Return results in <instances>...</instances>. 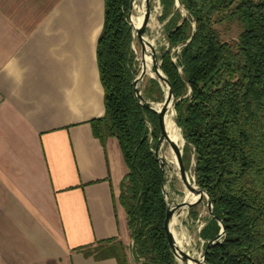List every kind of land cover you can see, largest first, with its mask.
Here are the masks:
<instances>
[{"label": "trees", "instance_id": "trees-1", "mask_svg": "<svg viewBox=\"0 0 264 264\" xmlns=\"http://www.w3.org/2000/svg\"><path fill=\"white\" fill-rule=\"evenodd\" d=\"M103 1L97 62L105 114L91 123L112 165L120 161L124 167L113 192L115 208L126 212L136 262L179 264L165 228L166 175L150 142L151 135L156 140L160 133L158 116L144 109L154 126L151 134L134 89L138 61L132 47V0ZM161 2L170 42L162 68L176 95L183 161L189 170L194 154V181L208 193L226 231L209 248L207 261L264 264V0H182L185 14L176 0ZM223 24L237 25L238 36L223 39L218 28ZM151 84L161 96L159 82L152 79ZM194 208L191 214L197 216ZM220 230L218 220L207 216L200 234L207 242ZM77 250L97 260L113 257L129 264L122 240Z\"/></svg>", "mask_w": 264, "mask_h": 264}, {"label": "crops", "instance_id": "crops-1", "mask_svg": "<svg viewBox=\"0 0 264 264\" xmlns=\"http://www.w3.org/2000/svg\"><path fill=\"white\" fill-rule=\"evenodd\" d=\"M104 10L0 0V264H118L77 249L130 236L113 197L120 163L91 123L105 114Z\"/></svg>", "mask_w": 264, "mask_h": 264}, {"label": "rangeland", "instance_id": "rangeland-1", "mask_svg": "<svg viewBox=\"0 0 264 264\" xmlns=\"http://www.w3.org/2000/svg\"><path fill=\"white\" fill-rule=\"evenodd\" d=\"M140 9H141V7L136 4L135 8H134V12L131 16V18H132L131 20H133L134 15L139 14ZM182 12H183V14L186 13L184 10ZM162 14H163V5H162L161 0H152L151 1V18L149 19V23H148V26L146 29V38L149 40V42L152 43V46L155 49L156 55L158 57L159 63H162V54L165 51H167L170 47V42L168 40V31H167L166 26H165L168 19L162 20L161 19ZM218 28L220 30L222 38L225 40L236 38L240 32V28L235 24L234 25L233 24H223V25L219 26ZM132 47L134 49V52L137 56V61H138L137 71H136V74H137L138 68L140 67V64H141L140 61L142 58V47H141V43H140V40H139L137 35L133 36ZM180 51H181V49L178 50V46L172 49L173 54L179 53ZM173 59H176V56H174ZM153 70H154L153 73L149 72L146 74V76L144 77V79L142 81L141 88H142V91H143L145 98L148 101L153 102L154 106L156 108H158L165 101L166 94L163 90L162 85L157 80V75L155 73L154 66H153ZM152 79L157 80L159 82V85L162 89L161 96L156 90H154L153 85L151 84ZM172 111H173V120L175 122V117L176 116L178 117L177 110H176L175 106L172 109ZM147 124H148L149 130L152 134V132L154 130V126L148 120H147ZM178 129H179L180 133L182 132V134H183L182 128L178 127ZM159 136H160V133H159ZM159 136L156 140H154V137L151 135L150 142L154 146V149L157 145ZM182 138H184V136ZM184 146H185V139L182 141V146H181L182 150L184 149ZM165 152L172 153L171 156H168V158L166 159L168 164L170 165V168H169V166H166V175L171 180L170 185L166 184V190L169 193V199H170L171 203L177 204V203H180L184 200V198L186 196L187 188L185 187V185H184V183L180 177V171H179L178 165L176 163L175 155H174V157H172L174 152H172V148L167 141H165L163 143L162 151L160 152V155L164 157ZM119 163L120 164H119V168H118V174H117L116 185H115L116 188H118L120 179L122 178V176L124 174V167L121 165L122 163L120 161H119ZM194 163H195V159H194V154H193L191 157V164L189 166L190 169L188 170V173H189V176L191 179L194 177L193 176ZM117 193H119L118 189H117ZM194 210L196 211L197 216L192 215L191 209H190L188 211V214L185 217V219H183L184 224L182 226L184 227V230L189 235L188 236L189 244L185 247L192 254L195 253L196 255H200L201 257H203V253H204V250H205V247H206V244L208 243V241L206 242L201 237L200 233H201V230L206 226L207 216H209V211H208V206H207V198L204 197V199L198 205L195 206ZM177 230L179 232L181 230V226H178ZM129 233H130V230H129ZM123 242L126 245L129 260L136 262V260L133 257L132 248H131V246L133 244V239L131 238V235ZM178 262H179V264H185L181 260H179ZM136 263L140 264L138 262H136Z\"/></svg>", "mask_w": 264, "mask_h": 264}, {"label": "water", "instance_id": "water-1", "mask_svg": "<svg viewBox=\"0 0 264 264\" xmlns=\"http://www.w3.org/2000/svg\"><path fill=\"white\" fill-rule=\"evenodd\" d=\"M151 1L152 0H132L131 9H130V22L134 28L133 36L137 35L139 40H140L141 47H142V56L145 55L146 53H149L150 56L152 57L154 68H155V73L157 75V80L160 82V84L163 87V90L166 94V99L163 102V104L161 105V107L156 108L154 106L153 102L148 101L145 98L143 91H142V88H141V85H142V81H143L144 77L146 76L147 72L145 70L140 72L141 64H140V67L138 68V72H137V74H135V77L133 80L135 94L137 97L138 106L142 112V115L144 116V118L146 120H147V117L145 115L144 109L152 110L158 116L159 126H160V136H159L157 145L154 149V152H155V155H156V157L160 163V166H161L162 170L164 171L165 175H166V166H169V168H170V165L168 164L167 160L163 156L160 155V152L162 151L163 143L165 141H167L169 143V145L171 146L173 152H174L176 163H177L179 171H180V177H181L185 187L189 191L197 194V198L193 201L187 202V201L183 200L180 203L172 204L170 199H169V193L166 190V184L170 185L171 180L166 175V182L163 186L165 201H166L167 206H168L167 216H166V220H165V228H166V232H167L168 242L172 248L173 254L178 261L181 260L183 263H188L190 260H192L194 262H199V260L197 258H194L193 256H191V254L188 251L181 248V246L179 244H177V239H176L174 231H173V220H174V216H175L176 211H181L182 208H186L187 211H189L191 208L198 205L204 199V197H206L209 216L211 218L218 220V222L221 226L220 232L213 239L208 241V243L206 244L204 253H203L202 263L203 264H209L207 261V254H208L209 248L212 245L220 242L222 240V238L226 235V231H225V227H224L222 220L219 219L214 213V206H213L212 200L209 197L208 193L197 185V183L194 181V177L192 179L190 178L188 170L186 169L184 161H183V150H182V148L170 138L169 133L167 131L166 114L168 111H170L174 108L176 95H175L174 89H173L168 77L166 76V74L162 68V63H159V61H158V57L156 55L155 49L152 46V43L149 42V40L146 38V29H147V26L149 23V19L151 17ZM176 3H177V6H181L183 8V10H185V8L182 5V0H176ZM136 4L144 9L143 20H142L139 27H136L134 25L133 20H131L132 19L131 16L134 12V8H135ZM185 12L187 13L186 10H185ZM190 40H188V42ZM188 42L179 45L178 50L181 49ZM173 60L176 61V59H173ZM180 73L183 76V78L187 80V77L185 76V74L182 72L181 69H180ZM175 123L180 128L177 116L175 117ZM181 136L183 137L182 132H181ZM183 140H184V138H183ZM182 222L184 224V220ZM202 263H199V264H202Z\"/></svg>", "mask_w": 264, "mask_h": 264}, {"label": "bare ground", "instance_id": "bare-ground-1", "mask_svg": "<svg viewBox=\"0 0 264 264\" xmlns=\"http://www.w3.org/2000/svg\"><path fill=\"white\" fill-rule=\"evenodd\" d=\"M143 13H144V9L141 8L139 14L133 16V22H134V25L136 27L140 26V24L143 20ZM153 66H154V64H153V60H152L150 54L146 53L145 55H143L141 58L140 72L145 70L147 73H149V72L153 73V71H154ZM159 107H161V105ZM166 127H167V131L169 133L170 138L181 147L183 138L181 136V133H180L178 127L176 126V124L173 120V111L172 110L168 111L166 114ZM172 152H173V150H172ZM171 154L172 153L165 152L164 158L167 159L168 156H171ZM172 157H174V154ZM196 198H197L196 193L191 192L188 189L186 190V196L184 198L185 201L190 202V201L195 200ZM187 214H188V211L186 208H182L181 211L175 212V216H174V220H173V231H174L175 237L177 239V244H179L181 246V248L188 251L191 254V256H193L194 258H197L199 260V262H194V261L190 260L188 263H185V264H199V263H202V257L200 255H196L195 253L192 254L185 247L189 244V239H188L189 235L184 230V227L182 226L183 225L182 221H183V219H185ZM178 226H181V230L179 232L177 230Z\"/></svg>", "mask_w": 264, "mask_h": 264}]
</instances>
